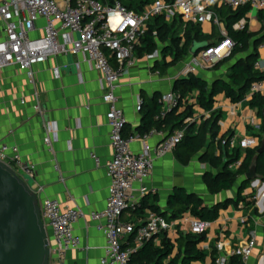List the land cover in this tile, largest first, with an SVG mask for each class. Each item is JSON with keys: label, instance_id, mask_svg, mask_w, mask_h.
I'll return each mask as SVG.
<instances>
[{"label": "crops", "instance_id": "0c3cea01", "mask_svg": "<svg viewBox=\"0 0 264 264\" xmlns=\"http://www.w3.org/2000/svg\"><path fill=\"white\" fill-rule=\"evenodd\" d=\"M215 6L218 11L225 5ZM259 10L252 7L247 19L243 18L249 31H259L264 25V21L258 18ZM164 20L168 24L176 23L182 39L187 23L180 17L172 21L165 18ZM199 25L202 33L210 36V42L221 37L220 26L226 29L225 21L222 19L220 26L215 23ZM5 35V23L0 16V40L4 39ZM262 43L264 41L260 44ZM260 44L257 47L258 56L255 61L258 67L255 68L264 73V45ZM170 45V40L158 42L155 52L142 54L139 53L140 49L136 48L133 64L128 66L126 63V70L120 77L115 92L117 105L123 109L127 118L125 135H143L145 113L153 108L154 101L159 103L163 110L164 95L171 90L174 91L176 80L185 76L182 72L190 61V56L177 63L181 65L169 73L167 69L177 64L163 66L172 60L174 50L169 48ZM243 56L244 54L238 55ZM112 63H115V60ZM55 67L61 68L60 78L54 76ZM213 67L199 69L194 74L207 80L210 85L219 79L228 80L225 73L219 69L213 70ZM33 70V78L17 65L0 70V143L16 146L23 161L35 164L37 174L32 186L35 189L42 188L39 193L40 201L45 198L57 199L62 209L78 208L86 215L74 224V232L81 239V248L69 250L66 253L65 264H100L105 254L106 238L104 233L97 229V223L88 215L92 211H101L106 207L111 183L106 164L112 159L113 150L106 117L109 106L102 97L104 92L102 73L87 61L83 53L51 56L43 63L36 64ZM249 101L250 98H246V94L242 100L234 101L221 91L214 97L212 111H208L210 115L213 111L221 113L218 120L219 135L215 140V154H221L224 161L227 160V155L232 154L234 148L230 145L226 147L223 142L218 143L223 135L240 139L245 135L254 134L260 140L264 139L263 129L260 132L249 125L251 117H256L263 125L262 118L249 105ZM139 102L142 103L141 108H138ZM202 112L207 111L196 103V93H190L184 96L181 106L167 116L160 129L169 135L173 132L172 125L178 120L176 116L185 113L180 121L186 116ZM47 124H53L56 129L54 152L49 151L45 145ZM162 139L161 135L155 134L147 139L146 143L150 147H155ZM143 145L142 140H135L131 145L133 152L139 154ZM179 145L170 153L156 159L150 176L143 184L135 185L138 195V189L140 190L142 186L147 188V192L142 196L143 202L139 210L126 213L123 217L125 221L145 220L149 212L154 211L152 209L154 205L160 213H164L167 210L168 199L177 187L197 194L208 206L236 197L239 182L230 190L209 192L203 174L212 166L203 161L200 154L193 157L188 164L181 163L177 154L183 149ZM216 171L213 168V173ZM252 193H255L256 198L253 206L245 207L242 202L238 205L230 202L220 210L219 217L210 222L198 244L206 253L205 259L194 261L192 264H214L215 258L221 254H228L231 249L239 247L253 236L256 238V245L247 264H264L263 178L255 183L251 182L243 192ZM167 217L164 218L170 227L154 236L153 243L159 246L162 240H169L173 245L174 256L180 248H184L183 237L191 232L190 223L194 216L186 211L171 220ZM48 232L51 248H55L56 241L50 227ZM129 236L125 239V248H130ZM220 243L223 245L222 249L218 246Z\"/></svg>", "mask_w": 264, "mask_h": 264}, {"label": "built area", "instance_id": "2783aa9c", "mask_svg": "<svg viewBox=\"0 0 264 264\" xmlns=\"http://www.w3.org/2000/svg\"><path fill=\"white\" fill-rule=\"evenodd\" d=\"M226 5L233 9L250 4L256 9H264V0H152L141 11L130 9L120 1L104 4L99 0H0V16L5 23V37L0 40V70L10 65H17L30 78L34 75V66L43 63L51 56L79 54L86 55L95 69L103 76V100L109 109L106 117L110 128V144L113 157L106 164L107 174L111 179L106 207L101 211H92L89 218L97 223L96 227L106 238L105 254L100 264H131L132 249L125 248L127 236L136 232L135 247L144 240H149L170 225L166 219L155 211H150L145 220L125 221L124 215L136 211L141 206L142 196L147 192L141 187L139 195L135 185L143 184L150 176L156 159L173 151L183 140L185 131L176 129L169 135L157 127L143 135H125L127 123L125 112L117 105L116 90L120 77L128 66L133 64L135 50L142 43L148 31L149 21L156 16H163L172 21L180 17L185 23L221 25V18L215 5ZM44 20L40 25L39 21ZM245 19L235 25L236 30L244 29ZM156 34V32H154ZM221 37L208 48L191 55L190 61L183 69L186 76L199 69L213 67L228 56L234 42L227 30L220 26ZM261 46L264 43L260 44ZM111 58L115 60L112 63ZM258 67V63L255 65ZM54 76L61 77V68H54ZM264 92V80L255 81L246 93L252 98L255 93ZM184 101L181 95L171 90L163 97L164 109L156 115L160 119L167 111L179 108ZM142 103L139 102L138 108ZM210 113L202 112L186 117L185 123H197L208 119ZM262 122L256 117L249 118V125L260 129ZM263 127V126H262ZM155 134L163 139L150 147L146 140ZM56 129L53 124L46 125L45 145L54 152ZM142 140L144 145L139 154L132 150V143ZM231 147L256 149L260 145L257 135H245L240 139L230 136L227 141ZM93 157L97 159L96 155ZM0 161L10 165L20 176L34 180L37 169L35 164L23 161L16 146L0 143ZM242 159L229 165L238 169ZM35 189V188H34ZM41 187L35 189L39 194ZM41 214L47 227H50L56 241L51 248V264H65L66 253L81 248V239L74 232V224L86 215L78 208L62 209L57 199L45 198L41 201ZM210 226L209 221L192 218V233L204 234ZM256 238L239 247L231 249L228 254H221L214 264H247L253 254ZM219 248L222 249L220 243Z\"/></svg>", "mask_w": 264, "mask_h": 264}, {"label": "trees", "instance_id": "16d2710c", "mask_svg": "<svg viewBox=\"0 0 264 264\" xmlns=\"http://www.w3.org/2000/svg\"><path fill=\"white\" fill-rule=\"evenodd\" d=\"M99 1L104 4H113L115 1H120L130 9L141 11L152 0H129L128 3L123 0ZM166 1L173 2L174 0ZM251 8L252 6L247 4L236 9L226 5L218 9L220 18L225 21L229 37L234 42V47L231 53L216 63L214 67H217L224 61L229 62L228 80L219 79L210 85L204 78L189 73L177 79L174 85V91L180 94L181 98L184 99V96L195 92L196 103L202 109L212 111L214 97L219 92L223 91L232 100L239 101L244 98L253 82L264 80V73L255 68V61L258 56L257 47L264 41V25L256 32L249 31L247 24L241 30H234L233 28L243 18L247 19ZM258 18L262 22L264 21V9L259 10ZM148 26V31L142 39V43L137 48L140 49V54L145 52L153 53L157 49L158 42L170 40L171 45L169 48L174 50V54L172 60L169 63H164L163 66L177 64L186 56H190V47L196 40L209 41L210 46L216 43V41L210 42V36L202 33L199 24L187 23L182 39L176 23H166L163 16L153 17L149 21ZM240 54H244V56L238 57ZM113 60L111 58L112 62ZM249 105L257 111L258 116L263 120L264 94L255 93L250 99ZM173 110L175 111L177 108ZM173 110L170 112L167 111L160 119H156L155 116L161 114L162 110L161 105L154 101L153 108L148 110L144 115L142 128L146 132L153 127H163L167 116L174 113ZM182 115L179 117L176 116L178 120L174 122L171 129V131L176 129H183L185 131L184 138L179 145L183 150L177 154L180 162L188 164L193 157L200 154L203 161L208 162L217 170L216 173L208 172L204 176V181L209 192L218 193L220 191L230 190L238 182L240 183L239 189L235 198L208 206L204 204L202 198L197 194L190 193L185 188L177 187L171 193L168 199L167 210L164 213H160L155 205L152 209L163 217L168 216L167 218L169 220L177 218L184 212L189 211L196 218L213 222L219 217L220 210L225 208L230 202H233L235 205L242 202L245 207L253 206L256 202L255 193L243 194L244 190L252 182L247 181L245 176L250 166L256 161L259 177L264 180V152L262 154H258L257 152L264 139L261 138L260 145L256 149H242L239 146L234 147L232 154L227 155V160L224 161L221 154H215V140L219 135L218 120L221 117L220 111H213L210 117L200 124H186L184 121L187 116L179 121ZM262 129L263 127L261 126L259 131L262 132ZM228 138L226 135H223L218 140V143L221 144L223 140L227 141ZM228 145V142L225 143L226 147ZM239 158L242 159L241 166L236 170L230 169L229 165ZM135 238L136 232L132 233L128 240L130 249L133 250L130 256L131 264H192L194 261H203L206 257V253L198 247V244L203 239V234L186 233L183 237L185 240L184 248H180L179 252L174 256L173 245L169 240L164 239L161 245L156 246L153 243V237L149 240H144L139 247H135ZM237 261L234 258L233 261L231 260V263L236 264Z\"/></svg>", "mask_w": 264, "mask_h": 264}, {"label": "water", "instance_id": "95a60500", "mask_svg": "<svg viewBox=\"0 0 264 264\" xmlns=\"http://www.w3.org/2000/svg\"><path fill=\"white\" fill-rule=\"evenodd\" d=\"M209 46V41H194L190 56ZM262 126L264 131V118ZM257 152H264V141ZM245 179L253 183L260 179L256 161ZM50 261L51 244L39 194L27 179L0 161V264H51Z\"/></svg>", "mask_w": 264, "mask_h": 264}, {"label": "rangeland", "instance_id": "374dc122", "mask_svg": "<svg viewBox=\"0 0 264 264\" xmlns=\"http://www.w3.org/2000/svg\"><path fill=\"white\" fill-rule=\"evenodd\" d=\"M123 1H125L126 3H128V1L129 0H123ZM40 25H43L44 23H43V20L41 19L40 20V23H39ZM217 28H219V27H217ZM219 33V32H218ZM181 65V63L180 64H177V65H174V66H170L168 69H167V72L169 73V72H171L172 70H174V69H176L177 67H179ZM228 66H229V62H222V63H220L217 67H213L212 69L213 70H220V71H222L223 73H225V75H227V70H228ZM184 75V74H183ZM208 169V168H207ZM208 172H210V173H213V168L211 167V169L209 168L207 171H205L204 172V174H203V176L204 175H206V173H208ZM25 179H27L28 180V182L32 185V183H33V181H32V179H30V178H28V177H25Z\"/></svg>", "mask_w": 264, "mask_h": 264}]
</instances>
